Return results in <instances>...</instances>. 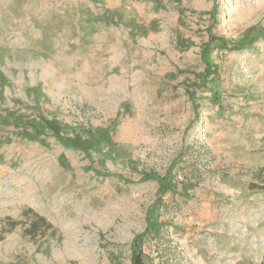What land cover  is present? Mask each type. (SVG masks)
Wrapping results in <instances>:
<instances>
[{"label":"rangeland","instance_id":"rangeland-1","mask_svg":"<svg viewBox=\"0 0 264 264\" xmlns=\"http://www.w3.org/2000/svg\"><path fill=\"white\" fill-rule=\"evenodd\" d=\"M263 185L264 0H0V264H260Z\"/></svg>","mask_w":264,"mask_h":264},{"label":"trees","instance_id":"trees-1","mask_svg":"<svg viewBox=\"0 0 264 264\" xmlns=\"http://www.w3.org/2000/svg\"><path fill=\"white\" fill-rule=\"evenodd\" d=\"M69 141H70L71 145H73V144L75 145V140L69 139ZM83 143H84V141L80 139V140H78L76 146H78V147H80V148L85 147V148L87 149L88 147H92V145H93L91 142H86V145H82ZM172 183H173V182H172V175H170L169 178H166V179H164V180H162V181L160 180V185H161V188L163 189V192H166L167 190H169L168 186H169V184H172ZM183 186H184V188H183ZM183 186H182V191L185 192V193H189V191H190L191 189L194 188V185H189V186H187V185L183 184ZM263 186H264V185H263ZM188 187H189V188H188ZM162 205H163V203H161V205H159V207H160V208H158L159 210L161 209ZM160 211H161V210H160ZM160 213H161V212H160ZM37 221H38V222L41 221V223H44L45 225H48V224L46 223V220H45L44 218L38 216V217L36 218V220L33 222L34 228H38V227H39V226L37 225ZM157 230H158V232L155 233V234H157L156 237L161 236V234H162V233H161V231H162V227H158ZM135 261H136L138 264H144V261L142 260V253L139 254V255L137 256V259H136ZM137 263H136V264H137ZM151 264H153V262H152ZM260 264H264V262H262V263H260Z\"/></svg>","mask_w":264,"mask_h":264}]
</instances>
